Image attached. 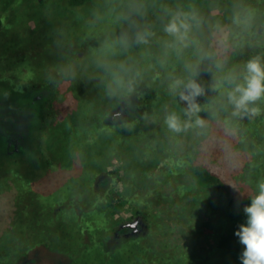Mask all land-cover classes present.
I'll list each match as a JSON object with an SVG mask.
<instances>
[{
    "label": "trees",
    "instance_id": "1",
    "mask_svg": "<svg viewBox=\"0 0 264 264\" xmlns=\"http://www.w3.org/2000/svg\"><path fill=\"white\" fill-rule=\"evenodd\" d=\"M92 1L94 0H63L61 8L75 12ZM241 2H245L246 5L239 15L243 17V21L246 23L242 25L235 23V25L240 27V36L247 33L245 43L251 58L259 56L264 62V15L251 21L250 17H245V13L248 12L247 9L253 10L252 16L257 12L260 14L262 12L255 10V7L251 5L253 0H241ZM109 5L115 9L118 8L113 7L112 4ZM238 9L232 15V19L238 15ZM139 14L142 16L143 12ZM1 24L2 20H0V26ZM94 30L95 28L91 24H84L80 35L77 33L78 40H84L88 48L84 50L85 55L81 58L78 56V50H73L71 56L65 47L59 49L56 58L58 62H62L61 64H66V67L62 66L61 68L64 73L61 70L62 73L52 72L46 78V72H42L41 62H36V58H31V53L23 51L24 53L17 54L15 58L16 60H27V63H30L32 66L30 75L23 73V70H20L22 68H20L19 74L14 69L9 71L10 77L5 75L0 78V119L2 117L6 119L12 115H19L24 119V121L21 120L20 126L22 127L18 129V133L14 132V135H10L0 131V238L6 231L5 227L9 219L19 211H21V216L25 222V225H21L20 228H27L32 223L31 218H36L37 224L47 223L45 214L49 212L63 191L70 190L72 183L67 181L68 177L66 176L77 175L76 172L80 173L86 169V171H91L93 179L99 177L97 187L104 189L106 208L112 212L115 213L128 205L139 206L142 204L143 199L139 195L130 194L126 188L122 190L119 187L122 180V168L104 171L103 174L89 168L100 165L101 161L109 163L110 157L120 154H117V151L123 146L121 138L125 137L126 132L121 130L118 134H114V127L117 129L124 127L129 130V125L132 126L135 120H139L140 111L137 107V101L141 99H151L154 105L160 100L172 101L178 108L185 110L186 103L180 100L178 94L169 90V84L174 78L185 81L189 78L195 79L205 90L204 95L198 97L196 102L199 105L206 103L210 90L219 91L224 88L214 90V85L231 70L232 55L230 52L231 49L233 50V46L229 42L222 41V32L225 30L222 29V32L215 33L210 47L205 48L207 50L203 54H207L206 58L201 59L203 54L197 52L195 55H187L179 61L173 59L169 68L151 72L147 85L130 93L133 95L132 98H128L130 94L126 93L114 96L109 94L112 72L121 71L118 60L134 57L131 51L133 49L126 48L124 44L123 48L113 44L105 46L106 48L100 51L92 43L91 37ZM20 32L18 30V33ZM84 32L86 34L81 36ZM208 36L204 35L200 42L207 40L209 43ZM118 39L120 40V38ZM19 40L21 43L27 41L24 37L19 38ZM135 42L133 41V43ZM29 44H31V40H29ZM111 46L113 47L111 48ZM27 48L24 46V49ZM122 49L124 51H121ZM23 60L21 61L24 62ZM21 61L17 64H21ZM70 61L73 62L70 63ZM46 62L50 61L47 60ZM217 62L223 63V70L216 68ZM189 64L193 66L195 75H192L185 67ZM121 75H124L127 80L131 73L126 72L125 74L121 71ZM16 76L17 81H15ZM124 96L126 97L122 101ZM101 99L104 100L103 103L101 102L103 106L100 105ZM117 105L120 108L116 110ZM136 107L138 113L135 111ZM134 111L138 115H134L135 118L130 119ZM110 112L112 114L108 122L114 124L111 126L109 123L102 122L103 118ZM125 115H127L125 120L120 119V117L125 118ZM251 117L254 116H245V119H248L247 123L244 124L242 120H238L236 117L222 115V117L214 120L210 130L208 129L211 134L207 138L208 140L206 139L204 142L203 150L221 154V159L226 160L227 164L222 163L220 166L222 173H226L227 177L219 169L199 161L192 167V177L189 176V178L193 182L187 187L184 182L177 180L180 174L186 172V163L181 158H175L172 155L168 165L162 167L161 174L166 178L157 180L158 177H156L153 182V187L161 191H157L155 197L162 202L166 210L175 207L177 197L189 198V205H187L188 202H185L183 208L189 207L190 218L187 224L192 227L198 224L197 212L200 206L205 205L203 197L193 192L194 189L198 188L201 192L214 193L219 204L223 207L225 221L221 233L215 235V247L228 256H240L243 250V246L239 244L234 233L237 226L246 219L243 211L239 208L235 192L236 185L233 182L237 173L232 174L236 167L240 166L241 169V165H230L229 161H232L229 155H234L236 158L240 152L241 155H248L246 164L243 166L247 175H259L264 171V114L256 116L255 119H251ZM96 119L99 120L96 123L93 122ZM75 123L77 124L75 125ZM62 124L67 125V127H63L65 132H63V128L57 126ZM54 126L55 128L52 129ZM241 126L242 131L239 130ZM96 130H98L97 136L94 135ZM97 138L99 141L95 143ZM51 143L57 145L52 146ZM127 146L131 148V145ZM143 147L145 148V157H149L151 154L150 147L145 145ZM45 148L49 150L48 154L44 150ZM122 149L124 148L120 150ZM243 155L242 159L244 160ZM88 156L95 158L88 160L89 165L87 162L82 164V159H86ZM133 156L138 157L135 154ZM121 157L120 155V160H122ZM43 159H46L51 166L59 165L56 170L55 168L52 171L47 170L51 172L49 176L46 174L48 165H45ZM22 161L24 162L22 163ZM61 171H64L65 175ZM172 174H175L173 175L175 179H172ZM54 179H57L55 183H53ZM169 185H172L173 192L164 193L163 190ZM33 188H36L39 194L38 199L35 200L43 201V203L48 202V207H43L36 213L28 214L30 194L33 193ZM187 192H191L192 195H186ZM174 194L176 195L174 196ZM70 207L63 210V220L67 221L73 230L79 229L78 235L77 237L74 235L73 241L62 242L59 244L60 246L55 248L34 245L19 251L15 255L10 253L7 246L0 244V264H89L90 259H95V253L99 261H92L93 264H170L174 261L180 264H191L196 263L197 259L201 258L196 252V247L200 246V244L197 245V241L204 237L201 236V231L198 233L199 227L196 228L195 233H190L183 239L180 238L183 240L178 241L180 247H170L169 252L162 254L152 247L153 242L149 240V233L142 236L141 231L145 227L149 229V225L145 223L147 215L142 211L137 209V214L135 213L131 217L118 218L111 227L106 228L107 221L103 215L98 216V220L94 218V221L88 222H78L75 217L76 224L72 223L70 210H74L75 205ZM60 212L61 209L59 208L56 211L57 216ZM64 225L65 223L62 221L60 227ZM20 228L18 232L23 233ZM96 228L104 232L97 233L94 231ZM27 254L33 255L24 261L28 256Z\"/></svg>",
    "mask_w": 264,
    "mask_h": 264
},
{
    "label": "rangeland",
    "instance_id": "2",
    "mask_svg": "<svg viewBox=\"0 0 264 264\" xmlns=\"http://www.w3.org/2000/svg\"><path fill=\"white\" fill-rule=\"evenodd\" d=\"M62 2L63 0H0V20H2L0 26V78L5 75L10 77L9 71L14 69L19 74L20 68H22L20 70H23V73L30 75L32 70L30 63L28 64L27 60H16L15 58L17 54L24 53L23 51H28L33 56H31L32 59L36 58V62H41L42 72H46V78L52 72H63L61 68L62 66L66 67V64H61L62 62H58L56 58L60 48L65 47L71 56L73 50H78L79 58L85 55L84 50L88 49L87 43L84 40H78L77 36V33L80 35L84 24L94 26L95 30L91 39H93L92 43L100 51L113 44H116L119 48H123V44L118 39L122 35H126L128 38V45L125 47L133 49L131 51L134 57H129L131 56L129 55L127 59H116L120 61V65L124 66L127 73H131L129 79L133 81V88L131 91L127 89L117 90L112 93L114 96L122 95V93L130 94L142 89L147 85L149 76L152 74L151 72L169 68L173 63V59L179 61L183 57L195 55L197 52L203 54L207 50L205 48L207 46L210 47L215 33L222 32V29H225L222 32V41L229 42L233 46V50L231 49L230 52L232 55L231 70H242L247 61L251 59L245 43L247 33L240 36V27H236L234 23L235 18L232 19V15L238 8V14H241L245 8L246 4H244L245 2L242 3L241 0H94L75 12L61 8L63 6ZM109 4L118 8H112ZM251 5L255 7V10H259L262 13L254 12L255 14L252 16L253 10L247 9L246 11L248 12L245 13V17H250L251 21H253L258 16L264 15V0H253ZM193 8L201 19L199 28L194 27L192 32V37L198 41V45H190L179 54L175 50L166 49L165 41L171 42L172 40L163 31L164 26L170 18L169 14L176 10L188 12ZM140 12H143L142 16L139 14ZM241 20L243 21V17H241ZM242 24L240 23L239 25ZM230 26L232 29L229 28ZM18 30L21 32L18 33ZM143 31L152 33L148 37V43H133V41H136V34ZM85 34L86 32L81 36ZM204 35H210L208 36L210 39L209 43L207 40L206 42H200ZM22 37L27 41L21 43L19 38ZM29 40H31V44H29ZM24 46L26 48L30 46V48L24 49ZM198 49H202V53ZM121 51H124V49ZM46 59L50 62H46ZM19 61H21V64H17ZM64 62L66 63L67 61ZM72 62L70 61V63ZM17 80L16 76L15 81ZM226 91L227 86L219 91H209L206 103L200 105L201 111L197 114L205 121L202 128L191 127L180 133L170 131L165 124V117L169 113L175 112L181 117L182 121H187L189 117L184 115L185 110L178 108L172 101L165 102L160 100L154 105L151 99L138 100V106L136 102L140 116H138L139 120H135L132 126L129 125V130H126L124 127V129L114 127V134H118L121 130L126 132L124 134L125 137L121 138L123 141L121 148L124 149H118L117 154L120 153L119 155L116 156L115 154V156L108 157L109 163L101 161L100 165L89 168L92 171L96 170L99 174H103L104 171L122 168V180L119 183V187L122 190L126 188L130 191V194L139 195L143 199L142 204L139 206L128 205L115 213L112 212V210L106 208L104 189L97 187L99 177L93 179L91 171H86V169L80 173L76 172L77 175L66 176L68 177L67 181L72 183L70 190L63 191L58 196L57 201L53 203L49 212L45 214L47 223L42 222L37 224V219L31 218L32 223L27 228H20L21 225H25L21 211L17 214L14 213L5 227L6 231L0 238V244L7 246L10 253L12 252L15 255L19 251L34 245L44 246V248L47 246L55 248L60 246L59 244H62V242L73 241V237L74 235L77 237L79 229L73 230L68 222L63 220V210L71 208L70 206L72 205H75L74 210H70V215L72 216L70 217V221L72 223L76 224L75 217L78 222H88L94 221V218L97 219L98 216L103 215V218L107 221L106 228L111 227L118 218L123 216L131 217L135 213L137 214L136 210L138 209V211L140 210L147 215L145 223L149 225V229L145 227L141 231L142 236L149 233L150 239H148L153 242L151 244L152 247L156 248L160 253L165 254L169 252L170 247H180V242L178 241H183L181 239L185 238L186 235H190V233H195L196 228L199 227L198 233L201 231L200 234L204 237L197 241V245L200 244V246L198 245L200 248L196 247V252L199 253L201 258L197 259L196 263L191 264H240V256L225 255L215 247V237L221 233L225 221L223 207L219 204L217 196L214 193L209 191L201 192L198 188L194 189L193 192L203 197L205 205L200 206L197 212L198 224L192 227L187 224L190 218L188 213L189 207L183 208L185 202H188L187 205H189V198H185L184 196L177 197L175 207L171 208V210H166L162 202L160 200L159 202L158 198L155 197V193L161 191L153 187L156 177H158L157 180L166 178L161 174L162 167L163 165H168L172 155L175 158H181L186 163V172L180 174L177 180L184 182L187 187L193 182L189 178V176L192 177V167L199 161L219 169L221 173L223 172L220 165L226 163V160H222L219 153L203 150V144L211 134L209 130L214 120L222 117V115L234 117L231 115L232 107L227 103ZM125 97H122V101ZM132 97L133 95L130 94L128 98ZM102 101L104 100L101 99L100 103ZM102 103L100 104L101 106H103ZM128 106L130 107L129 104ZM258 106L261 109L260 115L264 114V100L258 102ZM137 107L135 111L138 113ZM115 108L117 110L120 106L117 105ZM135 111L130 119L135 118L133 117L134 115H138ZM111 114L110 112L106 115L102 122L109 123L110 126L114 125L108 122ZM125 116V118L120 117V119L125 120L127 115ZM236 118L242 120L244 124L247 123L248 118L245 119V116ZM255 118L256 116L251 117V119ZM21 120L24 121L19 115H12L6 119L2 117L0 119V131L10 135H14V132L18 133V129L22 127L20 126ZM98 120H93V122L96 123ZM191 120L194 123L195 117L193 116ZM57 126L59 128L67 127V125L63 124ZM54 128L55 126L52 129ZM64 128L63 132H65ZM239 130L242 131V126ZM94 135H98V130L94 131ZM97 141H99L98 138L95 140V143ZM48 143L50 145V142ZM127 145H131V148ZM144 145L150 147L151 154L149 157H145ZM44 150H46L47 154L49 153V150L46 148ZM133 154L138 155V157L133 156ZM120 155L122 156V160H120ZM242 155L240 152L236 158L230 154L232 162L229 161V164L233 166L241 165V169L239 166L238 168L236 167L235 172H232V174L237 173L233 178L234 181H232L236 185L235 192L239 208L243 211V207L250 204L249 198L255 194L257 184L260 181H264V171L259 175H247L246 171L243 170V166L246 164L245 161L248 155H243L245 157L244 160L242 159ZM92 158L95 157L88 156L86 159H82L81 163L86 164L87 162L89 165L90 162L88 160ZM43 160L45 165H50V167H46V174L49 176V173H51L49 171H52L54 168L56 170V167L59 165L54 167L46 159ZM240 162L242 164H239ZM61 173L65 175L64 171H61ZM173 175L175 174H172L171 177L175 179ZM223 175L227 177L226 173ZM55 180L57 179H54L53 183L56 182ZM171 187L172 185L166 186L163 192H173ZM33 190V193L30 194L31 200L29 202L28 214L36 213L42 210L43 207H48V202L43 203V201L38 202L35 200L38 199L39 194L36 188H33ZM186 195H192V193L187 192ZM59 208L61 212L57 216L56 211ZM95 214H97L96 217ZM62 221L65 225L60 227ZM100 221L102 222V220ZM19 228L23 230V233L18 232ZM94 231L97 233L104 232L103 230H99V228H96ZM27 255L24 261L33 254ZM92 261H99L96 253L95 259H90L88 263L93 264L94 262ZM170 264L180 263L174 261Z\"/></svg>",
    "mask_w": 264,
    "mask_h": 264
},
{
    "label": "clouds",
    "instance_id": "3",
    "mask_svg": "<svg viewBox=\"0 0 264 264\" xmlns=\"http://www.w3.org/2000/svg\"><path fill=\"white\" fill-rule=\"evenodd\" d=\"M167 24L163 31L171 37V42L165 41V48L172 49L179 54L184 48L190 45H198V41L193 39V28H199L201 19L195 9L188 12L176 10L171 12ZM234 23H246L242 21L238 14ZM152 33L148 31L138 32L136 34L137 44H147L148 37ZM120 41L125 46L128 45L126 35L120 37ZM202 53V49H198ZM207 54L201 55V59L206 58ZM192 75H195L192 65L185 66ZM223 63L217 62L216 68L223 70ZM122 72H127L124 66H120ZM121 71L112 72V82L109 85V94L120 89L131 91L133 81L125 79ZM227 86L226 98L227 103L232 107L231 115L234 117L258 116L261 109L258 102L264 100V62L261 57L255 56L247 61L240 71L229 70L220 81L214 85V90ZM169 90L178 94L181 101L187 105L184 115L189 120L182 121L181 117L175 112L169 113L165 117V124L168 129L175 133L186 131L191 127L202 128L205 121L197 115L200 111V105L196 102L197 98L204 95V88L196 82L195 79L189 78L187 81L174 78L169 84ZM195 117L194 123L191 118ZM250 204L243 207V213L246 217L243 223L237 226L234 235L238 242L243 246L240 254V264H264V181L257 184L254 195L250 198Z\"/></svg>",
    "mask_w": 264,
    "mask_h": 264
}]
</instances>
